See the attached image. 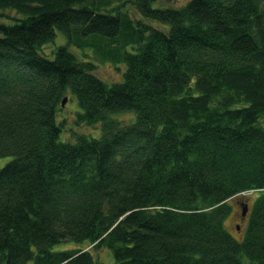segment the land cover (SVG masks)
<instances>
[{"label": "trees", "instance_id": "obj_1", "mask_svg": "<svg viewBox=\"0 0 264 264\" xmlns=\"http://www.w3.org/2000/svg\"><path fill=\"white\" fill-rule=\"evenodd\" d=\"M105 253L264 264V0H0V264Z\"/></svg>", "mask_w": 264, "mask_h": 264}, {"label": "rangeland", "instance_id": "obj_2", "mask_svg": "<svg viewBox=\"0 0 264 264\" xmlns=\"http://www.w3.org/2000/svg\"><path fill=\"white\" fill-rule=\"evenodd\" d=\"M158 3H162V2H168L169 3V6H173V7H182L183 5H185L188 1L190 0H157ZM98 74L101 76V77H104L105 79H108V80H112V81H116V80H119L120 79V75L116 72V70L114 69L113 66H111L110 64H105V65H101L98 70H97ZM66 106L73 110L75 113L76 111L78 110V104L76 102H72V101H69L67 102ZM66 108V107H65ZM65 116L68 120V122H70L74 116L73 113H69V112H65L64 115L62 114L60 119H62V117ZM69 134V133H67ZM102 256H104V261L107 263V264H110L112 259L107 257V253L102 254Z\"/></svg>", "mask_w": 264, "mask_h": 264}, {"label": "water", "instance_id": "obj_3", "mask_svg": "<svg viewBox=\"0 0 264 264\" xmlns=\"http://www.w3.org/2000/svg\"><path fill=\"white\" fill-rule=\"evenodd\" d=\"M66 103H67V99H65V100L63 101V105H66ZM248 210H249L248 205H243V215L246 216V214L248 213Z\"/></svg>", "mask_w": 264, "mask_h": 264}]
</instances>
